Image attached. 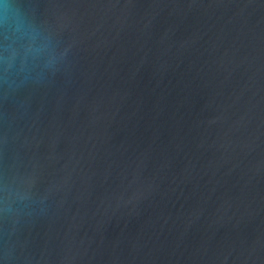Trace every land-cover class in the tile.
<instances>
[{"label": "water", "instance_id": "1", "mask_svg": "<svg viewBox=\"0 0 264 264\" xmlns=\"http://www.w3.org/2000/svg\"><path fill=\"white\" fill-rule=\"evenodd\" d=\"M0 264H264V0H0Z\"/></svg>", "mask_w": 264, "mask_h": 264}]
</instances>
